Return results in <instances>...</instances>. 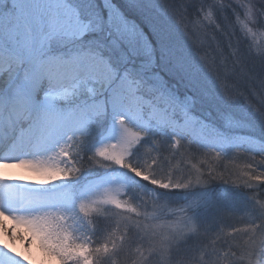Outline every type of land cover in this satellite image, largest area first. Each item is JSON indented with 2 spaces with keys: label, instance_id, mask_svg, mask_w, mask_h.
Listing matches in <instances>:
<instances>
[{
  "label": "snow or ice",
  "instance_id": "1",
  "mask_svg": "<svg viewBox=\"0 0 264 264\" xmlns=\"http://www.w3.org/2000/svg\"><path fill=\"white\" fill-rule=\"evenodd\" d=\"M0 2L12 5L3 16L18 11L21 0ZM150 3L95 0L87 18L71 8L64 25L31 52L14 86L13 115L0 120V162H18L39 178H0V218L38 239L48 264H264V134L255 135L234 111L243 93L218 88L205 71L207 53L198 61L177 29L142 15ZM188 8L183 4L177 19L202 28L209 47L225 33L235 48L224 57L225 69L232 60L224 79L236 89L255 79L264 90V46L249 42L264 29V5L201 0L195 16L184 14ZM45 66L70 67L68 82L53 84ZM208 100L219 102L215 118L202 111ZM3 101L0 95V110ZM258 119L264 126V111ZM185 141L217 158L233 150L248 157L232 184L247 198L246 227H215L225 211L222 195L207 187L216 177L211 169L204 175L203 163L189 164L195 157L181 152ZM0 264L33 261L5 244Z\"/></svg>",
  "mask_w": 264,
  "mask_h": 264
},
{
  "label": "rangeland",
  "instance_id": "2",
  "mask_svg": "<svg viewBox=\"0 0 264 264\" xmlns=\"http://www.w3.org/2000/svg\"><path fill=\"white\" fill-rule=\"evenodd\" d=\"M53 1L55 4L60 5L59 10L61 8V10H63L65 7L66 12L70 11L71 8L78 7L82 18H87L89 14H95V8L92 6L95 0H67V3L62 2V0ZM200 2L201 0H152V3L144 7L142 15L163 24L166 28L177 29L176 34L179 42L181 45L186 47L198 61H201V58L205 57V54L207 53L208 64L205 65V71L208 72L212 79L213 77L215 79L219 77L218 80L220 81H218L217 87H222V81L225 80L224 77L228 74V70L230 69L221 67L222 62H219L218 60V53L223 51V47L217 48V40H220V35H217V40L211 41V47H209V41L204 39V31L202 28L197 29L191 24H187L186 26V22L181 23L176 16V11L179 10L183 4H189L188 10L184 14L188 16H195V6ZM255 2L257 4L264 5V0H255ZM11 7L12 5L10 2H0V10H6ZM132 11H135V9H132ZM58 19L59 21H57V24L59 26H63L66 22L65 15H63L62 18L59 17ZM222 23H226V21H222ZM30 25V18L21 13L19 8L18 11H15L12 15L5 13V15L0 16V55L8 62L16 66H22L23 72L25 68L29 67L28 62L25 61L26 56H28L38 46L37 44L31 46L32 39L33 41L36 39V32H34L33 27ZM254 31H256L257 35L255 36V39L249 37V42L254 45L260 44L264 46V29H255ZM208 35L210 37L212 35L210 30ZM232 38L233 42L236 44V37L234 36ZM214 49L216 50L215 53L213 52ZM59 50L66 53L68 52L67 48ZM73 50L75 49L73 48ZM230 50L235 51V48H230ZM21 55L24 56L22 57ZM223 56H220V59ZM21 60L24 61L23 64L20 63ZM213 60H215V64H213ZM229 61L232 63V60ZM217 65H219V67H217ZM17 68L18 67H16V69ZM22 75L23 74H20L17 77L16 82L20 81ZM225 81L228 83L231 82L228 80ZM244 81L245 79L239 81L240 86L238 89L235 88L236 91L243 93V88L249 83H246L247 81L244 83ZM255 82L257 83V81ZM232 84L236 87L235 83L232 82ZM262 98H264V90H261L260 86H257L255 90L251 89V95L248 99H245V96L243 95L240 97V101L246 100L245 102H250V104L240 102L238 105H235L234 109V111L251 122L252 127L250 130L257 136L264 134V126L258 123L259 112L264 109V103L261 102ZM204 106L206 105L204 104ZM218 109L221 111L220 106ZM218 114L219 112L213 113L215 116ZM212 118L215 117L212 116ZM260 127H263V131L260 130ZM186 149H188L190 154L195 157L194 160L189 161V164L195 163L197 167H200L201 163H203V167L205 169L202 170L206 177L208 176L209 169L212 170L213 174L217 171V174L220 177V179L217 178L216 182L213 184L209 181V185L207 186L216 193L222 195L220 206L225 209L218 219L222 223H215V227L223 228L225 233L231 232L232 227H246V224L243 222V218L245 216L243 210L246 206L245 202L247 198L242 188L232 184L234 181L239 183L238 177L240 169L245 165L248 157H241L238 150H233L228 154V158H225L224 154H221V156L217 158L214 150L202 149L195 144H192L189 149L187 141H185V149H181V152H184ZM256 159L258 161L260 158L257 157ZM221 177H223V179H221ZM224 180H227L228 184H225ZM174 194L182 195L179 190H174ZM6 220L9 225L14 226V230L22 233L23 236L29 240V243L39 256L47 258L43 250L40 248L38 239L32 237L26 229L22 226L16 225L10 218Z\"/></svg>",
  "mask_w": 264,
  "mask_h": 264
},
{
  "label": "bare ground",
  "instance_id": "3",
  "mask_svg": "<svg viewBox=\"0 0 264 264\" xmlns=\"http://www.w3.org/2000/svg\"><path fill=\"white\" fill-rule=\"evenodd\" d=\"M64 4V3H63ZM65 5V4H64ZM60 5L55 4L53 0H21L18 6L21 13L27 15L31 20V25L35 33V41L31 42V46L39 45L42 38L48 36L52 32L60 29L62 25H58L59 17L62 18L66 12V8L59 10ZM66 21V20H65ZM22 57L24 55H21ZM21 58V57H20ZM31 53L26 56L25 61H29ZM15 67V68H14ZM16 67H18L16 69ZM0 95L4 97L3 107L0 110V120L3 119V113L8 112L9 116L13 115L12 109L16 103L15 94L12 96L13 100L8 95H12L14 92V86L17 83L16 79L20 74H23L22 66H16L8 62L4 57L0 55ZM42 74L52 77V83L57 86H62V83H67L71 76V68L60 69L56 71L53 67V71L49 72L48 67L42 70ZM55 90V89H53ZM11 93V94H10ZM8 121V120H7ZM0 173L3 175L0 178H7L9 180H15L18 182L32 183L39 177L28 169L24 165H20L18 162H0ZM0 223L4 225L3 230H0V248H3L5 244L12 250V254H19V258L27 262L29 259L33 261V264H48V259L39 256L35 249L29 243L22 233L14 230V226L9 225L6 219L0 218ZM9 230H11L9 232Z\"/></svg>",
  "mask_w": 264,
  "mask_h": 264
},
{
  "label": "trees",
  "instance_id": "4",
  "mask_svg": "<svg viewBox=\"0 0 264 264\" xmlns=\"http://www.w3.org/2000/svg\"><path fill=\"white\" fill-rule=\"evenodd\" d=\"M217 35H220L219 37H220V40L222 41V43H223V55L224 56H230L231 55V53L233 52V50H230V48H228V43H229V41H228V36H227V34H225V33H218ZM232 37H234V36H232ZM231 43L233 44V45H235V43L233 42V38H232V41H231ZM224 56L220 59V55L218 56V60H219V62H222V65H221V67H224L223 66V60H224ZM231 61H228V68L229 69H231V64L232 63H230ZM213 79L214 80H216V86H217V84H218V81H220V80H218V77L215 79L214 77H213ZM222 81V80H221ZM245 81H247L246 83H248L247 85H246V87H244L243 88V90L244 91H242L244 94H243V96H245V99H248V97H250V95H251V89H253V90H255V88L257 87V86H259V84L258 83H256L255 81V79H245ZM245 81H244V83H245ZM223 82V84H227L228 85V87H229V89H235L236 87H234V84H232V81L231 82H227V81H225V80H223L222 81ZM255 82V83H254ZM173 83L174 84H176L177 86H179L180 88H181V90H183V88H184V82L183 81H181L179 78H176L174 81H173ZM222 84V85H223ZM240 85H239V83H238V87H239ZM219 87V86H218ZM248 96V97H247ZM246 100H243V101H240V102H242V103H248V104H250V102H245ZM204 104L206 105V106H204ZM238 105V104H237ZM218 107H219V102L218 101H213V100H208V101H206V102H204L202 105H201V108H202V110L204 111V112H211L212 113V116H214V117H216L215 115H213V113L214 112H219L220 110L218 109ZM234 107H235V105H234ZM235 109V108H234ZM262 111H264V109H262ZM258 123L259 124H261V122L260 121H258ZM262 128L263 127H260V130L261 131H263L262 130ZM208 158V157H207ZM209 159V158H208ZM203 169H205L204 167H203ZM215 174H213L216 178L215 179H211V180H209V181H211L212 182V184L213 183H215L216 182V179L217 178H219L220 179V177H219V175L217 174V171H215L214 172ZM209 174V173H208ZM176 193V192H175ZM217 222H220L219 220H217L216 221V223ZM220 223H222V222H220Z\"/></svg>",
  "mask_w": 264,
  "mask_h": 264
}]
</instances>
